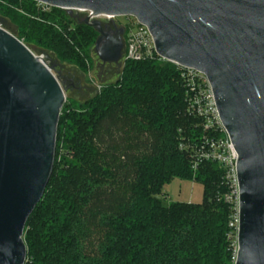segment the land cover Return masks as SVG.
Masks as SVG:
<instances>
[{
    "label": "trees",
    "instance_id": "16d2710c",
    "mask_svg": "<svg viewBox=\"0 0 264 264\" xmlns=\"http://www.w3.org/2000/svg\"><path fill=\"white\" fill-rule=\"evenodd\" d=\"M0 13L31 50L92 68L98 33L65 10L0 0ZM202 136L169 62L126 61L115 83L65 103L52 174L24 230L25 264H234L223 171H194L180 149ZM176 178L200 183L202 203L164 206L162 188Z\"/></svg>",
    "mask_w": 264,
    "mask_h": 264
},
{
    "label": "water",
    "instance_id": "95a60500",
    "mask_svg": "<svg viewBox=\"0 0 264 264\" xmlns=\"http://www.w3.org/2000/svg\"><path fill=\"white\" fill-rule=\"evenodd\" d=\"M94 15L135 17L159 56L207 77L238 154L234 264H264V0H32ZM94 52L120 64L124 29L84 17ZM65 88L42 57L0 26V264H25L24 230L42 200L56 152Z\"/></svg>",
    "mask_w": 264,
    "mask_h": 264
},
{
    "label": "built area",
    "instance_id": "2783aa9c",
    "mask_svg": "<svg viewBox=\"0 0 264 264\" xmlns=\"http://www.w3.org/2000/svg\"><path fill=\"white\" fill-rule=\"evenodd\" d=\"M38 3V2H37ZM41 6L48 7L42 3ZM84 17H91L108 24L111 27L124 29L123 41L125 44L121 65L126 61H155L169 62L158 55L153 37L145 25H142L135 17H113L110 15H94L89 10H78ZM118 18H124L123 23ZM172 63V62H169ZM185 87V101L187 112L191 117L200 122L203 136L188 148L180 145L181 150L189 152L194 171L203 163L218 165L223 171V181L226 186L224 200L232 206V214L229 222V238L233 240L234 263L238 250L237 235L239 228V184L236 162L238 154L234 149L230 137L225 130L219 116L211 85L202 72L184 68L175 63Z\"/></svg>",
    "mask_w": 264,
    "mask_h": 264
},
{
    "label": "rangeland",
    "instance_id": "374dc122",
    "mask_svg": "<svg viewBox=\"0 0 264 264\" xmlns=\"http://www.w3.org/2000/svg\"><path fill=\"white\" fill-rule=\"evenodd\" d=\"M76 16L79 17L74 18L76 21L84 18L80 13H76ZM124 21V18H118L119 23H123ZM0 26L13 35L18 34L11 18L1 13ZM32 51L35 55L42 57L45 64L58 77L60 83L65 88V103L68 104L71 102L83 103L94 96L102 86L115 83L120 77L121 63L103 64L95 54L94 49L91 54L93 65L89 71H82L75 65L63 63L55 54L41 48L33 47ZM160 198L164 206L178 202L202 203L203 187L198 182L176 178L163 186Z\"/></svg>",
    "mask_w": 264,
    "mask_h": 264
},
{
    "label": "flooded vegetation",
    "instance_id": "af4514ba",
    "mask_svg": "<svg viewBox=\"0 0 264 264\" xmlns=\"http://www.w3.org/2000/svg\"><path fill=\"white\" fill-rule=\"evenodd\" d=\"M122 39H124V38H122Z\"/></svg>",
    "mask_w": 264,
    "mask_h": 264
}]
</instances>
